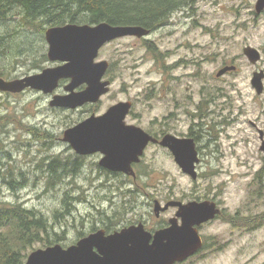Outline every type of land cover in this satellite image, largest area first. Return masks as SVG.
Masks as SVG:
<instances>
[{"label":"rangeland","instance_id":"rangeland-1","mask_svg":"<svg viewBox=\"0 0 264 264\" xmlns=\"http://www.w3.org/2000/svg\"><path fill=\"white\" fill-rule=\"evenodd\" d=\"M255 2L191 0L145 39L127 36L107 43L96 60L109 62L111 86L92 106L52 108L51 95L39 91L0 92V148L16 154V166L11 158L1 166L6 174L16 168V196L4 175L0 201L42 214L52 226L48 238L59 234L57 240L68 245L103 223L120 228L142 221L152 227L173 216L171 209L156 218L154 199H213L221 215L201 225L205 247L183 264H264V151L259 139V131L264 137V87L258 95L250 82L254 71H264V10L257 14ZM46 28H27L13 12L0 20L1 78L12 80L51 66ZM147 43L154 45L157 58ZM245 46L259 50L257 63L248 62ZM226 65L236 69L217 77ZM119 100L133 102L128 123L156 135L197 136L196 180L158 145H149L135 165L136 182L105 174L95 165L96 156L76 165L71 161L75 153L61 140L63 131ZM54 158L69 171L51 176L48 164Z\"/></svg>","mask_w":264,"mask_h":264},{"label":"water","instance_id":"water-1","mask_svg":"<svg viewBox=\"0 0 264 264\" xmlns=\"http://www.w3.org/2000/svg\"><path fill=\"white\" fill-rule=\"evenodd\" d=\"M264 8V0H256L255 11ZM149 32L138 25H112L105 21L96 24L66 23L45 29L47 58L60 62L56 66L43 68L38 73L6 80L0 78V91L18 93L25 88L52 93L59 80L69 79L63 87L65 93L54 94L50 106L74 109L85 103H95L109 91L110 81L102 79L108 61L95 60L99 49L116 38L124 36L141 37ZM243 54L251 63L260 59L259 51L245 46ZM235 66H224L217 76ZM264 71H254L251 85L257 94L263 91ZM85 84L81 90H75ZM131 107L130 101H119L100 114L94 113L66 128L62 140L80 155L102 153L99 165L128 175H135L132 163L140 160L148 142H158L166 147L181 171L196 179L195 163L199 162L194 139L164 134L160 140L141 127L126 124L125 117ZM260 150L264 151L263 133ZM177 207L175 216L169 219L167 227L156 230L153 235L144 229L142 223L123 227L119 231L105 234L96 230L66 247L54 243L31 251L23 264H174L182 262L197 252L202 241L197 230L201 223L213 219L220 210L214 202L188 201L182 203L170 200L163 206L154 201V212ZM178 218L180 223H178ZM152 238V239H151Z\"/></svg>","mask_w":264,"mask_h":264},{"label":"trees","instance_id":"trees-1","mask_svg":"<svg viewBox=\"0 0 264 264\" xmlns=\"http://www.w3.org/2000/svg\"><path fill=\"white\" fill-rule=\"evenodd\" d=\"M191 0H0V20L10 13L20 15L27 28L43 30L44 27L65 23L95 24L106 21L112 25H141L156 29L174 11L180 10ZM43 32V31H42ZM4 35H0L3 41ZM29 42V41H28ZM5 44L7 42L5 41ZM4 44H0V48ZM155 55V47L147 43ZM38 132L33 131L34 135ZM196 140L197 136L189 133ZM71 171L74 166L70 168ZM50 175L66 173L64 161L54 158L48 164ZM13 187V184H10ZM70 203V202H69ZM66 202L67 209L71 204ZM71 208V206H70ZM46 217L28 210L19 203L0 202V264H23L32 245L43 242L42 247L58 241L49 239ZM82 234V233H80Z\"/></svg>","mask_w":264,"mask_h":264},{"label":"flooded vegetation","instance_id":"flooded-vegetation-1","mask_svg":"<svg viewBox=\"0 0 264 264\" xmlns=\"http://www.w3.org/2000/svg\"><path fill=\"white\" fill-rule=\"evenodd\" d=\"M187 7V6H186ZM183 9V8H182ZM182 9H180V10H182ZM180 10H178V11H180ZM174 12H176V11H174ZM173 12V13H174ZM173 13H171V15L173 14ZM171 15L169 16V18L163 23V24H161L160 26H158L156 29H158V28H160L161 26H163V25H165V24H167L168 23V21H169V19H170V17H171ZM150 30V33H151V31H153V30H155V29H149ZM149 33V34H150ZM148 34V35H149ZM147 35V36H148ZM146 36V37H147ZM133 37V36H132ZM146 37H142V38H146ZM145 41H147V40H145ZM43 67H41V68H38L37 70H35L33 73H35V72H38V71H40L41 69H42ZM236 68V67H235ZM25 75H27V74H25ZM22 76H24V75H22ZM21 77V76H20ZM62 83H64V82H66V80H64V81H61ZM15 95H16V93H15ZM84 106H90V105H84ZM84 106H82L81 108H83ZM81 108H79V109H81ZM132 108H133V102H132V107H131V110H132ZM131 110H130V112H129V115L131 114ZM91 113H95V112H93V111H90ZM90 114V113H89ZM96 114H99V113H96ZM88 115V114H87ZM15 129H16V120H15ZM128 123V122H127ZM152 135H153V133H151ZM160 136L161 135H158V139H160ZM149 145H158L159 146V144L158 143H149L147 146H149ZM161 147V146H160ZM161 148H163V147H161ZM14 155H13V157H12V153L9 151V152H7L6 154L5 153H3V150L0 148V181H1V178H2V176H4V175H6V176H9L10 177V180L6 183V184H13V192H15L14 194H15V196H16V168H13V170L12 171H7V174L5 173V170L3 169V168H1V166H2V164L4 163V161L7 159V158H11V160H13L14 162H15V166H16V154H15V150H14ZM93 156H96L97 158H99L100 159V157L102 156L100 153H94V154H91V155H88V156H80V157H75L73 160L74 161H80L81 159L83 160V157H93ZM95 162H97V161H95ZM95 165H97L98 167H99V165H98V163H96ZM133 168L135 169V165H133ZM100 169H102V167L100 168ZM103 170V172L105 173V174H109V175H113V176H116L118 173H120V174H123V173H121V172H114V171H109V170H107V169H102ZM11 173V174H10ZM124 175V174H123ZM124 176H126L127 177V175H124ZM11 177H13V179L11 178ZM127 178H129V181H131V182H136V180H137V175L135 176V177H131V176H128ZM154 200H156V201H158L159 202V200H157V199H154ZM154 200H153V202H152V212H153V214H154V216L156 217V218H158L161 214H163V213H165V212H167V211H169V210H174V213H173V215L175 214V212H176V207L175 206H169L167 209H165V210H163V211H159L158 212V214L156 215L155 214V212H154ZM170 200H167V201H165V202H163V203H161V205H164L165 203H167V202H169ZM180 201H182V202H185V201H183V200H180ZM216 202V201H215ZM216 205L218 206V207H220V205H219V203L218 202H216ZM220 209L222 210V208L220 207ZM67 211H68V213L70 214V206L66 209ZM67 213V214H68ZM220 215H221V212H220ZM219 215V216H220ZM171 217V216H170ZM169 218V217H168ZM168 218H167V220H164L163 222H158V223H156V225L155 226H152V227H147L142 221H137V222H135V223H132V224H137V223H142L143 224V226H144V229L145 230H147V231H149L151 234H153L154 233V231L156 230V229H158V228H161V227H164V226H166L167 225V221H168ZM205 224V223H204ZM203 225V224H202ZM201 227V225L199 226V228ZM122 227H120V228H112L111 226H108L106 223H103L102 224V226H99V227H97V228H92V229H90L87 233H89V232H93V231H95L96 229H102L103 231H104V233L105 234H109V233H112V232H114V231H118V230H120ZM198 228V229H199ZM79 238V237H78ZM77 238V239H78ZM203 238V237H202ZM76 239V240H77ZM75 240V241H76ZM74 241V242H75ZM71 243H73V242H71ZM71 243H69V244H71Z\"/></svg>","mask_w":264,"mask_h":264}]
</instances>
